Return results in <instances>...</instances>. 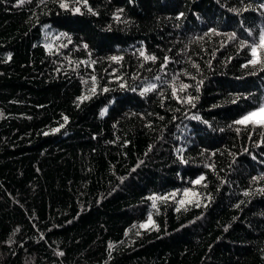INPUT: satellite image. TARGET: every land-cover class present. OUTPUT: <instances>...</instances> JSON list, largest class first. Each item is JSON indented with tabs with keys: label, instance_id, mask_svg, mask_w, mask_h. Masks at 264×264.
Masks as SVG:
<instances>
[{
	"label": "trees",
	"instance_id": "16d2710c",
	"mask_svg": "<svg viewBox=\"0 0 264 264\" xmlns=\"http://www.w3.org/2000/svg\"><path fill=\"white\" fill-rule=\"evenodd\" d=\"M262 4L0 0V264H264Z\"/></svg>",
	"mask_w": 264,
	"mask_h": 264
},
{
	"label": "snow or ice",
	"instance_id": "6c2138e0",
	"mask_svg": "<svg viewBox=\"0 0 264 264\" xmlns=\"http://www.w3.org/2000/svg\"><path fill=\"white\" fill-rule=\"evenodd\" d=\"M24 2H25V0H19V3L20 4H23ZM84 2L87 3V0H84ZM60 7H62V8H68L69 5L67 3L61 2L60 3ZM261 8H264V4L261 5ZM74 11L75 12H79L80 11V8L77 7V8L74 9ZM231 38L232 39H235L236 38L234 33L232 34ZM242 43H244L247 46V42H242ZM258 50H260L261 52H264V33H261V35L259 37V43L251 45V53H252V56L255 59L250 60L249 63H251L253 65H255L257 63H264V60H261L260 57H259V55H258ZM141 55H144V53L141 52ZM9 59H10V57H9ZM113 59H117V58L113 57ZM146 59L155 60L156 58L154 56H152V57H146ZM246 66L247 65H245V67ZM156 79H159V77H156ZM187 87H188V85L182 84L181 85V90H184ZM156 88H157V85L156 84H150V85H148L147 87H145L143 89L142 94L143 93H146V92H149V91H152V90H155ZM93 91H95V89H93ZM173 95H175V90L173 91ZM177 99H179V97H177ZM191 100H192V98L189 97L188 98V102L191 103ZM257 112L264 113V105H262L259 109H257ZM255 115H256V112H250V113H248V115H246L245 117H243L241 120L236 121V123L242 124V123L247 122V123H253L254 124V123H256V121L252 120L251 118L254 117ZM193 118L194 119H199V117H193ZM259 124H260L261 127H264V120H261L259 122ZM237 131H239V129H237ZM200 179L203 180L204 177H201ZM199 182H200V180H197L196 181V183H199ZM185 195H188V193L186 192ZM245 195H248V193H245ZM180 203L183 204L184 201L182 200V201H180ZM153 206H155V205H153ZM197 206H199V205L197 204ZM141 227H144V225H141ZM60 254L63 255V253H60Z\"/></svg>",
	"mask_w": 264,
	"mask_h": 264
},
{
	"label": "rangeland",
	"instance_id": "374dc122",
	"mask_svg": "<svg viewBox=\"0 0 264 264\" xmlns=\"http://www.w3.org/2000/svg\"><path fill=\"white\" fill-rule=\"evenodd\" d=\"M183 201L184 203L181 204L182 207L188 206V205H202L203 202L201 200V198L192 192H188V195H184L183 197Z\"/></svg>",
	"mask_w": 264,
	"mask_h": 264
}]
</instances>
